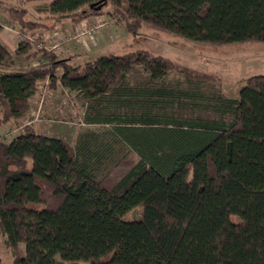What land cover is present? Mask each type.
Wrapping results in <instances>:
<instances>
[{
  "label": "trees",
  "instance_id": "obj_1",
  "mask_svg": "<svg viewBox=\"0 0 264 264\" xmlns=\"http://www.w3.org/2000/svg\"><path fill=\"white\" fill-rule=\"evenodd\" d=\"M25 1H42L37 10L55 21L78 22L109 5L107 14L132 33L147 23L214 44L264 41V0ZM26 13L8 8L20 27L37 26ZM14 55L43 62L8 68L13 54L0 42V125L20 118L37 81L47 79L50 88L87 98L94 109L84 122L112 125L114 141L125 142L135 159H121L117 175L98 179L96 166L112 144L93 130L79 133L73 147L31 124L9 141L0 137V233L12 264H264V75L249 77L236 98L222 97L228 122L164 121L145 111L123 124L128 120L102 112L101 99H118L136 66L158 83L172 67L167 58L136 50L72 66L51 50H33L29 40ZM141 93L136 101L148 106L171 95ZM135 207L139 217L124 219Z\"/></svg>",
  "mask_w": 264,
  "mask_h": 264
},
{
  "label": "rangeland",
  "instance_id": "obj_2",
  "mask_svg": "<svg viewBox=\"0 0 264 264\" xmlns=\"http://www.w3.org/2000/svg\"><path fill=\"white\" fill-rule=\"evenodd\" d=\"M41 3L42 1L0 0V22L4 23L8 20L10 24L18 27L24 33L32 32L33 34L29 36L32 44L42 43L37 33L52 26L55 19L37 10ZM9 7L25 8L27 10L25 18L33 23L38 22L37 26L20 27L17 22L8 17ZM107 11H111V6H104L102 14L95 15L97 18L95 17L94 20L92 18L91 24L99 25L98 23H101V26L97 27L94 32L98 29L103 32L109 31L112 38L96 48L89 46V50L84 51L76 58L70 59V61L67 60L70 65H80L100 55L124 54L136 50H143L151 55H160L172 63L169 73L156 84L148 81V75L143 66H136L125 77L123 82L125 88L118 99L117 97L111 98L109 95L101 99L99 108L102 112L128 120H120L123 124H128L134 117L145 111L158 115L164 121L228 122L231 120L232 115L231 112L223 109L222 97L236 98L239 89L249 77L258 74L264 75V41L214 44L191 40L151 27L147 23H142L136 32L132 33L126 30L123 22H117L115 18H111ZM82 20L76 23H81ZM67 21H70V19H67ZM128 21L130 22L132 19L128 18ZM83 22L87 24V20ZM63 28L65 27H61V30L66 33V36L73 33L66 32ZM36 31L38 32L35 33ZM86 37L90 39L89 36ZM49 44L46 45L49 47ZM55 54L58 58H65L60 54ZM184 70H187V73ZM60 72L58 70L57 75ZM49 88L47 84L39 85L41 93H45V98L55 100V103L51 102L54 107L36 112V115H39L40 118L45 117L44 123L49 136L61 138L73 147L79 133L93 130L97 134L98 141L112 144L111 152L96 166L98 179L107 177L109 180L117 175V172L122 169L123 161H125L121 159H135V155L129 151L125 142L122 140L114 141L116 136L112 133V125L103 123L86 124L84 122V114L92 105L87 98L76 91H62V89L51 95L45 90ZM155 88L170 91L171 95H165L163 103L157 102L154 106L140 104L136 101L145 97L140 95L142 91ZM136 92H140V94L136 96ZM152 97L158 98L155 95ZM31 106L33 107V104ZM29 113L16 120L1 124V139L9 141L16 134L22 132L24 126L29 124L27 121L33 118ZM34 126H32L34 129L40 127L38 121H35ZM27 207L40 210L43 205L29 202ZM139 215L140 208L135 207L124 215V219H135ZM23 249V244H19L18 252L22 255L24 253ZM12 259L13 252L4 246L0 233V264H12ZM55 259L59 260V257L56 255ZM62 264L89 263L84 261H62Z\"/></svg>",
  "mask_w": 264,
  "mask_h": 264
},
{
  "label": "crops",
  "instance_id": "obj_3",
  "mask_svg": "<svg viewBox=\"0 0 264 264\" xmlns=\"http://www.w3.org/2000/svg\"><path fill=\"white\" fill-rule=\"evenodd\" d=\"M95 17L96 16L93 17L91 16L86 18L85 20H87V24H91L92 18L94 20ZM67 19L70 18H63L57 20L49 28H44L46 30L41 31L40 33L36 31L35 33L38 32L37 34L39 35L40 41L42 42L43 45L46 44L48 45L50 43L49 45L51 46L54 39L62 38L60 45L55 48H52L51 51L54 50L55 53L62 55L63 57L67 58L69 61L70 59L76 58L78 55L84 53V51L89 50V46H91V48H96L98 47V45L104 43L105 41H109L110 40L109 38H112V35L109 34V31L103 32L98 29L94 32L92 36H89L90 39H87V37H85L83 42H79L74 39H66L68 35L66 36V33L62 32L63 30H61V27H65L63 29L66 32H72L74 30L75 25L77 24L71 19L70 21H67ZM85 20H82L81 22L84 23L83 21ZM0 24L2 26V29L0 30V42L6 47V49L11 54H13L12 62L6 67L11 69H27L30 67H34L39 63L43 62L42 60H38V56L33 58H27L25 57V55H14V51L18 43L22 40L23 36L28 37L30 36V34H33L32 32L28 31L24 33V31H21L20 29H18V27L14 26L13 24H10L8 20L4 23L0 22ZM41 84H47V79L37 81L33 94L28 98V108L23 115L29 113L30 111L29 114H31L33 118L28 120L27 123L34 126L35 121H38L40 127L38 129L35 128V131L39 134L48 135L46 132L47 128L44 123L45 117L40 118L39 115H36V112L39 110L52 109L54 105H52L51 102L55 103V100L52 101V98L50 99L45 98L44 95L45 93H41L39 89V85ZM60 89H62V91L63 90L68 91L67 89L59 85L56 86L55 88H49L45 90H47L52 95L58 92ZM31 104H33V107L31 106Z\"/></svg>",
  "mask_w": 264,
  "mask_h": 264
},
{
  "label": "built area",
  "instance_id": "obj_4",
  "mask_svg": "<svg viewBox=\"0 0 264 264\" xmlns=\"http://www.w3.org/2000/svg\"><path fill=\"white\" fill-rule=\"evenodd\" d=\"M97 24H84V23H77L74 27V30L72 31L73 33L70 34L66 39H74L76 41L79 42H83V40L85 39L86 36H91L92 33L94 32V30L101 26V23ZM22 40H29L31 42L32 48L34 49H40V48H45L47 50H51L52 48H55L57 46L60 45L62 38H57L54 39L52 42V45L50 47H48L47 45H43L42 43H33L32 44V40L30 39V37H25L23 36Z\"/></svg>",
  "mask_w": 264,
  "mask_h": 264
},
{
  "label": "water",
  "instance_id": "obj_5",
  "mask_svg": "<svg viewBox=\"0 0 264 264\" xmlns=\"http://www.w3.org/2000/svg\"><path fill=\"white\" fill-rule=\"evenodd\" d=\"M94 5H95V3H94ZM93 6V5H92Z\"/></svg>",
  "mask_w": 264,
  "mask_h": 264
}]
</instances>
